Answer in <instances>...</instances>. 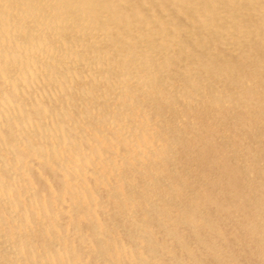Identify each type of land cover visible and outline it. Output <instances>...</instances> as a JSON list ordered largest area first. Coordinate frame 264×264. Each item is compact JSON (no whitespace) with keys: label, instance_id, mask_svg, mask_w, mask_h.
<instances>
[{"label":"bare ground","instance_id":"obj_1","mask_svg":"<svg viewBox=\"0 0 264 264\" xmlns=\"http://www.w3.org/2000/svg\"><path fill=\"white\" fill-rule=\"evenodd\" d=\"M0 264H264V0H0Z\"/></svg>","mask_w":264,"mask_h":264}]
</instances>
